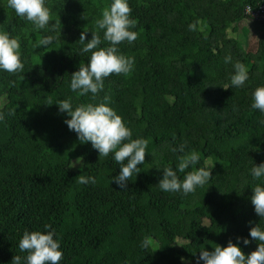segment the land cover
Listing matches in <instances>:
<instances>
[{
    "label": "trees",
    "instance_id": "1",
    "mask_svg": "<svg viewBox=\"0 0 264 264\" xmlns=\"http://www.w3.org/2000/svg\"><path fill=\"white\" fill-rule=\"evenodd\" d=\"M110 2L46 0L61 36L58 28L56 42L40 48L52 33L0 0V29L20 39L25 62L23 72H0V264L26 255L18 248L23 232L46 224L61 239L60 264H195L199 251L248 237L249 221L264 227L250 202L251 188L264 183L250 175L252 164L264 162V116L250 108L252 92L264 85V22L245 12L264 0H129L138 38L119 49L135 58L134 70L106 78L92 101L71 91V74L90 55L80 52V33L91 39ZM197 19L199 30L190 32ZM243 23L262 27L254 50ZM229 55L249 69L242 88L223 89L233 72ZM104 95L133 138L148 140L145 164L126 190L111 184L119 174L111 154L99 157L90 142L81 144L55 105L69 96L74 106L98 103ZM184 141L201 153L198 167L215 165L211 183L187 196L162 192V169L177 163L171 148ZM81 175L96 183L80 184ZM241 247L247 255L256 243Z\"/></svg>",
    "mask_w": 264,
    "mask_h": 264
},
{
    "label": "clouds",
    "instance_id": "2",
    "mask_svg": "<svg viewBox=\"0 0 264 264\" xmlns=\"http://www.w3.org/2000/svg\"><path fill=\"white\" fill-rule=\"evenodd\" d=\"M7 7L13 10L17 17L30 22L34 29L52 33L43 35L36 47L47 48L53 45L58 39L55 34L58 28L61 36V22L59 20L55 24L50 23L52 12L46 0H7ZM131 13L129 0H111L101 11L100 18L95 21L96 31L90 32L91 39L86 42L89 32L80 33V52L90 55L87 63H80L78 70L71 74L70 89L77 96L88 97L90 94V99L95 101L104 91L106 78L112 74L128 75L134 70L135 58L122 54L119 49L121 43L127 41L132 44L138 38V33L132 30L136 22L131 18ZM200 23L198 19L190 23L188 30L198 31ZM104 42H107L108 46L101 47ZM224 62L232 63V57L225 56ZM232 66L230 83L224 85L225 90L242 88L249 81V69L244 63L236 61ZM24 67L20 39L0 29V72L20 73L24 71ZM110 103V97L104 95L101 102L74 106L72 97L69 96L58 100L55 105L59 113L66 114L67 118L63 122L69 131L76 134L81 144L90 142L99 157H108L111 154V159L119 165V174L111 177V184L115 183L120 189L126 190L132 176L135 174L137 177L141 173L139 166L145 164L148 140L142 137L134 139L132 129ZM250 108L258 110L261 116H264V85L256 87L252 92ZM5 116V112L0 111V123L4 122ZM259 123L264 125V119ZM171 151L178 153L177 163L175 169L171 166L162 169V178L156 185L162 192L182 193L187 196L195 193L197 188L211 183L215 165L198 167L201 153L189 148L187 141L171 148ZM82 161L83 157H78L75 163ZM179 173L184 174L183 179ZM250 175L253 181H264V162L259 165L252 164ZM78 182L82 185L95 184L96 177L81 175ZM251 189L250 202L254 213L260 220L264 219V183H258ZM249 225L248 237L237 236L235 242L230 239L227 246L216 245L212 251H199L195 264H264V227L259 223L251 226V221ZM253 242L256 243V249L246 255L241 245L248 247ZM148 243L149 239L145 237L141 247L147 249ZM18 248L26 255H14L10 264H60L64 258L61 239L56 230L48 224L44 225L43 231L25 230L19 239ZM181 260L183 264L184 258Z\"/></svg>",
    "mask_w": 264,
    "mask_h": 264
},
{
    "label": "rangeland",
    "instance_id": "3",
    "mask_svg": "<svg viewBox=\"0 0 264 264\" xmlns=\"http://www.w3.org/2000/svg\"><path fill=\"white\" fill-rule=\"evenodd\" d=\"M243 26L248 29L247 37V49L254 50L257 40L259 38L260 32L262 31V27L258 24L250 25L249 23H243Z\"/></svg>",
    "mask_w": 264,
    "mask_h": 264
},
{
    "label": "built area",
    "instance_id": "4",
    "mask_svg": "<svg viewBox=\"0 0 264 264\" xmlns=\"http://www.w3.org/2000/svg\"><path fill=\"white\" fill-rule=\"evenodd\" d=\"M245 12L251 16V18L264 22V6H260L255 10H253L251 7H247Z\"/></svg>",
    "mask_w": 264,
    "mask_h": 264
}]
</instances>
